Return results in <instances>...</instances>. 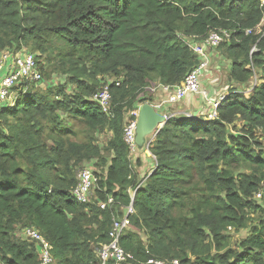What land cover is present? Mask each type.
Listing matches in <instances>:
<instances>
[{
	"label": "trees",
	"instance_id": "trees-1",
	"mask_svg": "<svg viewBox=\"0 0 264 264\" xmlns=\"http://www.w3.org/2000/svg\"><path fill=\"white\" fill-rule=\"evenodd\" d=\"M213 32L230 33L208 51L209 67L212 56L229 64L218 116L170 109L142 184L136 167L150 155L126 145L128 112L150 103L155 85L181 84L200 62L193 47ZM7 50L33 54L41 80L0 100V264L40 263L44 244L15 235L26 227L49 242L52 264H100L113 219L131 204L121 246L133 264H264V0H0V56ZM106 86L109 112L93 99ZM78 126L112 138L81 141ZM85 164L99 171L81 204L72 192Z\"/></svg>",
	"mask_w": 264,
	"mask_h": 264
},
{
	"label": "built area",
	"instance_id": "built-area-1",
	"mask_svg": "<svg viewBox=\"0 0 264 264\" xmlns=\"http://www.w3.org/2000/svg\"><path fill=\"white\" fill-rule=\"evenodd\" d=\"M230 37L229 32H213L209 35L206 40L193 47V51L200 57V62L197 68L192 71L179 85L166 86L157 84L152 89L151 94L162 92L165 95L162 105L156 106L160 109L167 105H176L181 101H184L187 96L195 95L202 97L204 100L213 106L211 112L208 114V119L217 118V108L225 100V94L220 95L216 98L211 96L208 90H205L201 84V78L205 75L209 67V53L208 51L212 47H218L224 39ZM7 69V76L0 81V100L10 102L12 100V89L17 86L22 80L40 81L41 74L37 70V64L35 56L31 53L19 54L14 56L11 51L7 50L0 56V70ZM119 85V80H112V83ZM94 101H96L105 112H109L111 108L112 96L110 94L108 86L104 87L100 92L94 95ZM138 110L131 112L128 119L125 132L124 141L129 147L132 153L138 151V145L136 142V128ZM173 114L172 116H175ZM188 117H191L189 115ZM154 138L150 139L146 146V152L156 162V157L151 153L150 147L153 143ZM146 180V179H145ZM145 180L142 182L144 184ZM98 178L95 176L91 169H84L78 174V184L73 190V197L78 203L85 204L90 200L92 196V189L95 187ZM136 193V192H135ZM135 193L132 195L135 196ZM257 196L262 199L264 198V191H261ZM113 203V198L108 199L101 205V209H105L108 205ZM133 205L131 204L126 214L120 219H113V225L110 231V242L104 244L98 251L101 259V264H107L108 261H113L115 264H133V255L127 253L126 250L121 246V238L125 234V231L130 228V216L134 213ZM21 238L28 241H34L36 243H43L44 248L41 250V258L39 264H52L53 258L51 256L50 244L45 240L41 232L35 227H26L22 229ZM148 264H170L167 261L149 260ZM171 264H181L179 261H173Z\"/></svg>",
	"mask_w": 264,
	"mask_h": 264
},
{
	"label": "rangeland",
	"instance_id": "rangeland-1",
	"mask_svg": "<svg viewBox=\"0 0 264 264\" xmlns=\"http://www.w3.org/2000/svg\"><path fill=\"white\" fill-rule=\"evenodd\" d=\"M212 65H210L209 67V73L208 75L205 77V75L201 78V84L202 86L204 87L205 90H210V91H218V92H222L224 94H228V90L224 91V87L229 83V80H228V73H229V64H228V61L225 60V62H222V63H219L218 62V59H216L215 57L212 56ZM221 65V70H217V66ZM258 78V76H257ZM62 79H60L59 77L57 78L56 77V82H61ZM236 85L237 87L243 89L244 91H246V88L238 85V84H234ZM45 84L42 83L41 84V88H45L44 87ZM38 87V88H40ZM148 92V91H147ZM152 95V94H149V96ZM1 105V103H0ZM200 105L202 106V103H200ZM185 116H194V114H192L191 112H188V113H184ZM131 115V112H128V116H127V121L129 119ZM184 116V115H183ZM198 116V115H197ZM206 119L208 120V116H206ZM68 124H70V122H68ZM240 125H241V122H238L237 123V128L240 129ZM77 129H79L80 131V134H79V140L81 141H84V140H87L91 137V133L87 134L86 133V129L85 127H81V126H78ZM93 137H95L93 140L96 144H100V146L102 147H105L106 145H108V142L109 140L112 138V133L109 132V131H104V132H101V133H98V134H95V135H92ZM259 137H261L259 135ZM259 141H261V139H259ZM138 158V153L135 155V158L132 160L133 162H135V160H137ZM138 162V161H137ZM147 163V162H150V157H144L142 159V163ZM84 168H81V171L82 169H92L93 171H99L97 167L93 166L92 164H85L83 166ZM80 172V171H79ZM148 174H145V178L144 179H147ZM152 175V173L150 174ZM259 204H263L264 205V202H258ZM252 216L254 217L255 215H252L251 214V218ZM250 224L253 225V223L251 221H249ZM255 224V223H254ZM254 226V225H253ZM21 230L18 228L16 230V237L20 238L21 237ZM249 234V231L248 230H242L240 231V233H235L234 231L231 232V236H232V244H233V248L237 245V243L241 240H243L244 238H246Z\"/></svg>",
	"mask_w": 264,
	"mask_h": 264
},
{
	"label": "crops",
	"instance_id": "crops-1",
	"mask_svg": "<svg viewBox=\"0 0 264 264\" xmlns=\"http://www.w3.org/2000/svg\"><path fill=\"white\" fill-rule=\"evenodd\" d=\"M211 56H212V54H211ZM217 68H219V67H217ZM208 73H209V71L205 72V77L208 75ZM217 93H220V92H217ZM164 98H165L164 93L159 91V93L150 95V103L156 108V106L162 105ZM200 99H203V98H199V96H195V95H189L186 97V99L184 101H181L180 103H178L174 106L167 105V106L162 107L161 111L165 114H170V113H168V111L170 109H172V111L176 115H178V114L181 115L184 113L191 112L193 114H197L198 116L203 115L206 118V116H208V114L211 111L206 106L200 105V103H201ZM156 109L160 110L158 108H156ZM136 163H137V161H135V164ZM154 164L155 163L152 161V159H150V162H147V163L145 162L144 164L142 163L141 167H136L137 173H141V175L138 174V177L143 180L145 178V174L151 173V171L153 170Z\"/></svg>",
	"mask_w": 264,
	"mask_h": 264
},
{
	"label": "water",
	"instance_id": "water-1",
	"mask_svg": "<svg viewBox=\"0 0 264 264\" xmlns=\"http://www.w3.org/2000/svg\"><path fill=\"white\" fill-rule=\"evenodd\" d=\"M193 118H197V114H195ZM168 120L169 118L166 117L161 110H156L152 104H143L139 109L137 121V145L142 148L146 140L153 134L157 135Z\"/></svg>",
	"mask_w": 264,
	"mask_h": 264
},
{
	"label": "clouds",
	"instance_id": "clouds-1",
	"mask_svg": "<svg viewBox=\"0 0 264 264\" xmlns=\"http://www.w3.org/2000/svg\"><path fill=\"white\" fill-rule=\"evenodd\" d=\"M151 104V103H150ZM143 104H141V106H142ZM155 108V107H154ZM140 109V108H139ZM156 109V108H155ZM157 110V109H156ZM163 113V112H162ZM166 117H168L169 118V115L168 114H165V113H163ZM193 114V113H192ZM138 115H139V112H138ZM195 115V114H194ZM191 117H193V116H191ZM198 117V116H197ZM137 121H138V118H137ZM156 134L154 135H152L151 137H149L147 140H146V142H145V144H144V150H145V146H146V144H147V142L150 140V139H153L154 138V140H155V138H156ZM154 142V141H153ZM138 148H139V146H138ZM137 152H139V149H138V151ZM145 152H146V150H145ZM147 153V152H146ZM151 157V156H150ZM152 158V157H151ZM153 159V158H152ZM154 161V160H153ZM155 163V162H154ZM149 175H150V173H149ZM148 175V176H149ZM145 180V179H144ZM145 183V182H144ZM100 264H101V262H100Z\"/></svg>",
	"mask_w": 264,
	"mask_h": 264
}]
</instances>
